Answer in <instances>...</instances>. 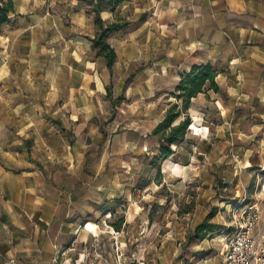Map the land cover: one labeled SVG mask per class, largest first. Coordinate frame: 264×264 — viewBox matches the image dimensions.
<instances>
[{"label":"rangeland","instance_id":"obj_1","mask_svg":"<svg viewBox=\"0 0 264 264\" xmlns=\"http://www.w3.org/2000/svg\"><path fill=\"white\" fill-rule=\"evenodd\" d=\"M187 2L198 5L171 6L169 13L161 8L134 39H130L131 29L114 33L109 41L120 55L112 70L106 67L104 57L96 56L94 50L88 52L83 41L71 58L73 66L61 64L55 102H40V97H35L32 102L12 106L22 116L19 120L15 113L12 126L28 135L25 153L29 157H22L28 162L51 158L43 140L47 129L58 127L56 119L46 116L52 114L64 124L66 134L58 136L67 137L73 152L52 145L58 167L47 169L45 181L49 189L90 195L83 199L91 202V211L86 214L88 228L94 232L88 251L108 260L119 255L120 264H148V260L149 264H223L233 228L229 210L236 204H256L259 230H264V104L258 99L251 104L252 111L244 105L223 118L212 99L218 94L205 90V101L197 103L203 113H192L191 136L186 135L183 150L176 149L179 152L172 157L173 162H130L133 152L120 147L141 130L143 139L154 135L155 127L151 126L169 102L177 100L172 93L182 73L199 60L211 62L221 72L230 53L218 51L236 49L226 33L212 39L217 23L207 2ZM148 3L127 0L123 4ZM126 10L119 11L127 18L130 14ZM131 17L127 19L137 24ZM185 18L187 21H182ZM199 36H203L205 47L196 49ZM212 41H216L218 51L212 47L210 55ZM244 47L237 49L244 53L240 57L249 61ZM157 61L168 64L164 77L159 76L162 72L147 68ZM108 85L113 96L120 98L116 107L107 97ZM39 92L44 95L45 88ZM144 157L148 155L139 156ZM209 214H214L210 221L220 228L203 240L188 243V236Z\"/></svg>","mask_w":264,"mask_h":264},{"label":"crops","instance_id":"obj_2","mask_svg":"<svg viewBox=\"0 0 264 264\" xmlns=\"http://www.w3.org/2000/svg\"><path fill=\"white\" fill-rule=\"evenodd\" d=\"M4 1L11 2L13 10L8 13L7 21L0 25V264H120L119 255L108 260L88 251L90 236L94 232L88 228L90 221L86 214L91 211V202L83 199L86 195L89 199L90 195L49 189L45 181L47 169L58 167V162L52 157L55 155L52 145L73 152L72 146L66 142L67 137L58 136L66 134L64 124L65 129L55 124L58 128L46 130L43 143L51 156L47 162L34 160L32 156L31 162L22 159L23 156L29 157L25 153L28 135L12 126L15 113L19 120L22 118L12 106L32 102L35 97L47 103L59 98L55 82L59 79L61 64L73 66L71 58L74 59L83 41L87 42L88 52L93 50L91 38L96 32L93 14L83 0ZM204 1L217 23L212 39L226 33V39L236 48L234 51L223 52L224 48L218 51L216 41L209 42L210 55L214 50L230 53L228 63L217 76L222 91L215 92L218 96L212 97L215 107L223 118L235 114L244 105L252 111L251 104L255 99L264 104V0ZM148 4L132 7L123 4L111 20L125 16L120 8H127L131 18L137 20L149 11L146 21L131 29L130 39H134L148 27L151 18L156 17L161 8L168 10L171 6L198 5L189 4L187 0H163V3L149 0ZM182 21H187V18ZM202 38H196V49L205 47ZM242 45L247 50L249 61L240 57L244 53L237 48L242 49ZM115 50L120 55L119 49ZM166 65L157 61L147 68L162 72L159 76L164 77ZM40 88H45L44 95L40 94ZM206 96L202 92L193 98L189 108L191 117L193 112L203 113L197 103L205 101ZM229 101L233 103L232 107H229ZM166 110L167 107L152 128L164 118ZM46 118L59 120L52 114ZM191 132L196 133L194 130ZM143 134L141 130L139 136L136 134L120 145L133 152L130 162H153L154 156L160 154V137L150 133L143 139ZM185 143L186 138L175 144L174 153L161 162H173L172 157L179 152L176 149L180 147L183 150ZM144 154L148 157L140 159L139 156ZM80 216H83V221H80ZM99 231L102 233L103 230Z\"/></svg>","mask_w":264,"mask_h":264},{"label":"trees","instance_id":"obj_3","mask_svg":"<svg viewBox=\"0 0 264 264\" xmlns=\"http://www.w3.org/2000/svg\"><path fill=\"white\" fill-rule=\"evenodd\" d=\"M87 5V9L93 14V21L96 26V32L92 41V48L96 56L104 57L107 62V67L112 70L117 61V52L111 45L109 39L117 32L134 29L140 23L146 21V13L142 14L137 24L128 20L126 17H118L111 20L115 16L117 8L127 0H83ZM11 2L1 0L0 4V25L7 21V15L13 10ZM137 25V26H136ZM219 71L211 62L197 63L192 68L181 74V79L176 87V91L172 93L177 98L176 101L169 102L164 118L157 124L153 130V134L160 137V154L153 158L152 164H156L158 160H163L170 157L174 151L173 145L180 143L186 138V135L193 125V120L188 112L192 99L199 93L205 90H214L220 93L222 91L217 82ZM107 97L111 101L113 107H116L120 102V98L113 96L112 87L106 88ZM184 116L182 119L181 117ZM180 119V120H179ZM179 120V121H178ZM58 126L63 127L60 120H54ZM101 130L104 135V126L101 125ZM214 214H209L206 219L198 224L192 235L188 236V243H192L195 239L203 240L211 232L220 228L219 224L213 223L210 220ZM115 227L118 228L116 224Z\"/></svg>","mask_w":264,"mask_h":264},{"label":"built area","instance_id":"obj_4","mask_svg":"<svg viewBox=\"0 0 264 264\" xmlns=\"http://www.w3.org/2000/svg\"><path fill=\"white\" fill-rule=\"evenodd\" d=\"M229 211L233 228L223 264H264V230H259L261 218L256 204H236Z\"/></svg>","mask_w":264,"mask_h":264}]
</instances>
